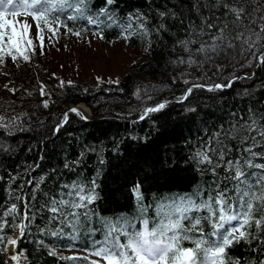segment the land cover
Here are the masks:
<instances>
[{
    "label": "trees",
    "instance_id": "16d2710c",
    "mask_svg": "<svg viewBox=\"0 0 264 264\" xmlns=\"http://www.w3.org/2000/svg\"><path fill=\"white\" fill-rule=\"evenodd\" d=\"M225 4L243 7V21L236 23ZM89 6L97 12L105 0H89ZM108 7L125 24L130 13L145 14L150 35L125 39L116 25L101 31L84 21L65 22L71 33H92L110 45L123 41L134 53L124 71L113 78L99 75L90 80L40 72L28 77L25 73L26 79L19 82H0V116L20 117L11 134L0 128V217L12 204L17 205L18 214L15 220L7 217L8 226L0 231L5 238L0 244V264L9 259L7 238L20 232L11 226L18 221L28 226L14 245L16 264H90L88 256L96 257L91 254L93 243L104 239L101 217L126 216L139 227L141 219L153 220L156 206L172 197L191 195L197 189L206 195L217 184L231 188L232 182L224 179L226 165L219 161V154L212 153L214 162L221 164L214 174L211 165L199 163L196 153L225 147V159L247 157L243 147L253 141L243 144L241 139L226 138L233 127L256 122L257 131L250 135L256 138L253 151L259 155L252 159L264 163V140L259 136L264 131V64L239 41L215 54L196 51L202 43L211 44V37L219 35L216 29L225 26L229 39L237 31L245 36L248 28L258 31L264 20V0H114ZM208 24L215 28L209 30ZM185 40L196 41L187 45L190 51L179 43ZM259 49L257 44V54ZM190 56L194 63H188ZM229 80L230 87L208 90L210 85ZM193 84L205 87L195 88L181 100ZM45 100L47 108L43 107ZM78 103L90 108V117L70 113L68 122L56 132L63 114ZM159 103L166 107L139 119L143 109ZM41 176L44 181L33 199L34 185L26 181ZM93 180L97 199L88 206L93 212L90 221L82 222L74 232L59 220H49L52 214L43 207L46 201L67 192L64 185L80 182L91 187ZM137 186L143 197L140 201ZM25 204L34 217L30 223L23 218L28 210ZM141 207L147 208L143 216ZM60 228L61 235H51ZM205 230L210 231V226ZM184 246L193 245L186 241ZM257 247L256 241L251 245L241 241L228 253L246 261L259 256L252 251ZM71 250L79 254H65ZM63 251L65 255H61ZM22 254L24 259L19 258Z\"/></svg>",
    "mask_w": 264,
    "mask_h": 264
},
{
    "label": "snow or ice",
    "instance_id": "6c2138e0",
    "mask_svg": "<svg viewBox=\"0 0 264 264\" xmlns=\"http://www.w3.org/2000/svg\"><path fill=\"white\" fill-rule=\"evenodd\" d=\"M113 4L114 0H105L104 7L97 12H92L89 0H0V61H3L5 57H9L13 61L20 58L29 61V53L36 54V46L31 39L33 25L35 26V37L40 43L41 54L44 51L45 39L41 33L46 29L55 35L60 27H65L71 32L72 29L68 28L65 21H84L88 25H95L101 31L105 27L116 25L121 27V35L125 39L132 35L142 37L150 35L145 14L130 13L125 24L110 12L108 6ZM224 7L228 13L234 15L236 23L243 21L245 16L243 7L228 4H225ZM160 15L164 16L165 14L160 13ZM20 17H25V19L21 20ZM28 18L32 23H29ZM163 27V24L159 26L160 29ZM226 27L216 29L219 35L211 37V44L202 43L196 49L197 53L215 54L225 47H233V42L239 41L247 46V50L252 51V55L259 63L264 64V20L261 21L258 31L248 28L247 36L244 32L237 31L231 39L225 35ZM207 28L212 30L215 26L208 24ZM74 34L80 35L79 32ZM101 38L103 37L101 36ZM179 43L190 51L187 49V45L194 44L196 41L185 40ZM257 44H260L258 54ZM194 62L190 56L188 63ZM97 79L99 81L100 78ZM63 83L61 81V85ZM68 83L70 84L71 81ZM231 84V80L224 84L217 83L208 86V90L224 89L230 87ZM201 87L205 86L193 84L186 89L184 96L180 99H186L195 88ZM11 91L14 92L15 89ZM40 95H45L43 85ZM48 106V101L45 100L43 107L47 108ZM165 107V103L146 107L142 110L139 119L143 120L149 114L159 112ZM70 113L81 115L80 110L69 109L56 124V132L68 122ZM19 119V116L12 118L0 116V128L8 130L11 134L12 129L18 127ZM19 127L22 130V126ZM254 131H257L255 121L248 125L233 127L225 134L226 138L241 139L243 144L249 140L253 141L251 146L243 147V152L248 154L247 157L242 155L235 159H225L227 151L225 147L216 149L209 147L207 150L196 153L199 163L211 165L215 174L216 169L221 166L220 163L214 162L212 153L217 152L219 161L226 165L224 179L232 182L231 188L217 184L216 188L208 191L206 195H202L197 189L191 195L172 197L169 202L156 206V217L153 220L141 219L139 227L126 216H120L114 220L101 217L104 239L93 243L94 251L91 253L100 259L91 260L90 264H101V261L103 264H264V163H255L252 159L259 155L253 151V148L256 147V138L250 133ZM259 136L261 140H264V131L259 132ZM83 154L81 153V155ZM100 163H103L102 159ZM65 167L68 165L65 164ZM250 169L260 171H249ZM43 181V176L39 180L33 178L26 181L28 185H34L32 188L33 199H35V194L40 190ZM23 187L24 185H21V188ZM63 187L68 189L67 192L63 193L59 199L50 198L43 207L52 214L49 217L50 221L59 220L61 224L70 226L75 232L79 230L82 222L90 221L93 216V212L88 206L97 199L95 180L92 181L91 187L80 182H73L71 186L64 185ZM135 192L137 200H142L143 197L140 195L138 186ZM47 195L45 193V196ZM64 196L69 199H65ZM25 208L28 210L24 212L23 218L30 223L34 217L29 215L28 204H25ZM146 211L145 207L139 209L141 216ZM17 215V205L12 204L3 213V217H0L2 220L0 231L8 226L7 217H12L15 220ZM206 225L210 226V231L205 230ZM11 226L19 228L22 236L28 225L18 221ZM62 233L63 228H60L52 231L51 235L59 236ZM4 239L0 237V244H3ZM186 241L193 246L185 247L184 242ZM241 241L249 245L256 241L259 247L252 248V251L259 252V256H254L246 261L230 256L228 249ZM7 244L16 245L17 239L7 238ZM11 259L16 261L18 257L12 255Z\"/></svg>",
    "mask_w": 264,
    "mask_h": 264
},
{
    "label": "rangeland",
    "instance_id": "374dc122",
    "mask_svg": "<svg viewBox=\"0 0 264 264\" xmlns=\"http://www.w3.org/2000/svg\"><path fill=\"white\" fill-rule=\"evenodd\" d=\"M19 19L23 20L25 17ZM28 19L29 23H32L30 18ZM41 34L45 38L43 54L40 53V43L35 37V26L33 25L31 39L36 46V54L29 53V61H24L22 58L13 61L5 57L3 61H0V82L16 83L26 79L25 73L29 77L37 75V72L71 80H90L91 77L96 78L99 75L113 78L125 70L134 54L124 45L123 41L110 45L92 33H81L77 36L60 27L55 35L46 29ZM64 252L61 255L79 254L75 250L66 251L65 254ZM88 257L92 260L100 259ZM19 258L24 259V254ZM6 264H16V261H13L9 255ZM101 264H103L102 261Z\"/></svg>",
    "mask_w": 264,
    "mask_h": 264
},
{
    "label": "bare ground",
    "instance_id": "6f19581e",
    "mask_svg": "<svg viewBox=\"0 0 264 264\" xmlns=\"http://www.w3.org/2000/svg\"><path fill=\"white\" fill-rule=\"evenodd\" d=\"M78 109L85 116L89 115L88 109L85 106L78 105ZM9 238L16 239L17 238V233L12 234ZM6 249H7L8 254L10 256L14 255V245L6 244Z\"/></svg>",
    "mask_w": 264,
    "mask_h": 264
},
{
    "label": "water",
    "instance_id": "95a60500",
    "mask_svg": "<svg viewBox=\"0 0 264 264\" xmlns=\"http://www.w3.org/2000/svg\"><path fill=\"white\" fill-rule=\"evenodd\" d=\"M78 105H83V106H85L87 109H88V112H89V115H87V116H85L86 118H89L90 117V109L84 104V103H79V104H76V105H73V106H71V108H76V109H78ZM79 110V109H78Z\"/></svg>",
    "mask_w": 264,
    "mask_h": 264
}]
</instances>
